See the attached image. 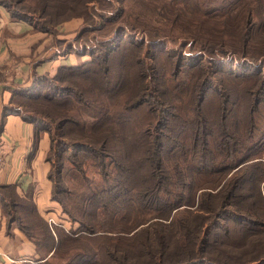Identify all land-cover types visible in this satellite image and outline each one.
Here are the masks:
<instances>
[{
  "label": "trees",
  "instance_id": "trees-1",
  "mask_svg": "<svg viewBox=\"0 0 264 264\" xmlns=\"http://www.w3.org/2000/svg\"><path fill=\"white\" fill-rule=\"evenodd\" d=\"M0 7L51 34L82 19L61 53L90 58L34 75L31 90L15 91L4 108L33 126L29 156L47 135L51 199L78 226L53 236L28 197L0 186L21 204L17 222L35 245V264H264V76L245 70L264 69V0ZM167 45L177 53L156 49ZM225 55L247 67L213 69Z\"/></svg>",
  "mask_w": 264,
  "mask_h": 264
},
{
  "label": "crops",
  "instance_id": "crops-1",
  "mask_svg": "<svg viewBox=\"0 0 264 264\" xmlns=\"http://www.w3.org/2000/svg\"><path fill=\"white\" fill-rule=\"evenodd\" d=\"M75 26L73 21L64 23L68 33L74 31ZM56 31L54 37L35 29L28 21L12 20L0 7V186H13L19 201L28 197L44 221L60 213L59 204L51 199L52 183L47 176L50 169V163L45 160L48 137L43 134L36 152L29 156L33 126L19 116H4V108L15 91L31 90L34 75H54L58 66L76 63L74 55H62L55 47V42L61 38V28ZM14 203L11 205L9 197L0 194V264L39 258L35 245L18 226L17 221H24V213H18L21 204ZM4 205L14 215L11 219L6 216Z\"/></svg>",
  "mask_w": 264,
  "mask_h": 264
},
{
  "label": "rangeland",
  "instance_id": "rangeland-1",
  "mask_svg": "<svg viewBox=\"0 0 264 264\" xmlns=\"http://www.w3.org/2000/svg\"><path fill=\"white\" fill-rule=\"evenodd\" d=\"M29 3H31V2H29ZM94 7H95L94 10L96 9L97 11H99V7L97 5H94ZM86 11H89V9H86ZM35 14H38V10H36ZM105 14H108V13H105ZM46 15L48 16V13H46ZM64 15L67 17V16L72 15V14L71 13H67V14H64ZM31 18L34 19V23H36V24L39 21L38 20L39 18L36 15H33ZM40 21H42V20H40ZM56 21H58V20L56 19ZM71 21H73L74 23H76V26H75V30L72 31V32H70V33H68V32L65 31L64 22H62V24L56 26V29H58V30H59V28H61V32H59L60 35H61V38L57 42H55L56 43V46L55 47L58 48L60 51L62 49H64L65 45H67V44H69V43H71L73 41V37L76 36L79 28L82 25V19H73ZM100 21L101 20L97 17V19H93L91 21V24L92 25H95V24L99 23ZM52 24H53V22L50 25H52ZM135 33H137V34L132 37L133 39H131V42L138 44L141 41V36H140V33L137 30H136ZM53 35H54V37L57 36V31L56 30H54ZM89 36L90 37H96L97 34H92V36L91 35H89ZM128 37H130V36H128V35L124 36V40H129ZM143 37H144V35H143ZM145 37L148 38L147 36H145ZM179 42H181V41H179ZM124 43H126V42L125 41H122L121 42V44H124ZM75 46L77 47V44H75V45L73 44V47H75ZM156 49H158L159 52L161 54H163V55H167L168 53H170V54H176L177 51H178V49L175 46H170V45H167L166 47H159V46H157ZM82 53H85V52L82 51ZM74 59H75V62L76 63H79L80 61H88L90 58L87 55V53H85L81 57L74 56ZM231 60H233V59L231 58L230 55L219 56V57H215L214 58V60L212 61L211 65H212V68L213 69H215L216 67L220 71H226V69H232L234 73H240L241 71H244V69H242L241 67H243V68L244 67H247L246 65H243V63H245L244 62L245 61L244 59H238V58H236V60H233L232 62H231ZM235 65H237V66H235ZM257 65H259V64H257V63H251L250 66H253V68L251 70H249L248 68H246L245 70L247 71V74H249V75H262V76H264V69L263 70H260L259 68L255 69V67ZM213 93H214L213 90H211L208 93V95L206 97V102H205L206 108H207V111L209 112V114H210V110L215 107V101H214V99L217 98L216 95L213 94ZM51 218L58 225H63L66 229L69 228V231L70 230H76L77 227H78L77 224L71 223L68 220V218L66 217V215L62 214L61 208H60V213L58 215L57 214L52 215ZM55 229H60L61 230L63 228L55 227ZM36 261H37L36 259H24V262L15 263V264H35V263H38L39 262V261L38 262H36Z\"/></svg>",
  "mask_w": 264,
  "mask_h": 264
},
{
  "label": "built area",
  "instance_id": "built-area-1",
  "mask_svg": "<svg viewBox=\"0 0 264 264\" xmlns=\"http://www.w3.org/2000/svg\"><path fill=\"white\" fill-rule=\"evenodd\" d=\"M46 222L53 236H55V233H54L55 227L63 228L66 232H69V228L66 229L63 225H58L57 223H55V221L52 218H48Z\"/></svg>",
  "mask_w": 264,
  "mask_h": 264
}]
</instances>
